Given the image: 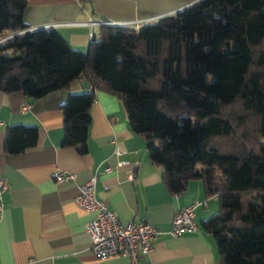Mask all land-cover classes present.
<instances>
[{"label":"trees","instance_id":"1","mask_svg":"<svg viewBox=\"0 0 264 264\" xmlns=\"http://www.w3.org/2000/svg\"><path fill=\"white\" fill-rule=\"evenodd\" d=\"M26 5L0 0V40L14 34L0 42V92L35 100L82 80L60 106L61 146L78 154L95 91L114 95L166 191L200 180L216 198L200 225L219 264H264V0H198L137 27L100 26L84 51L54 28L16 34ZM36 139L35 127L8 126L3 149Z\"/></svg>","mask_w":264,"mask_h":264},{"label":"crops","instance_id":"2","mask_svg":"<svg viewBox=\"0 0 264 264\" xmlns=\"http://www.w3.org/2000/svg\"><path fill=\"white\" fill-rule=\"evenodd\" d=\"M185 4L181 0H27L22 19L27 28L100 18L147 23ZM53 28L72 47L84 51L99 27ZM85 86L78 80L68 90L35 100L0 92V179L8 185L1 194L0 264H124L123 256L99 260L91 254L85 230L91 214L73 202L78 187L94 174L96 197L107 203L120 222L144 221L164 232L141 264H219L216 244L200 225L219 208L216 198L204 196L200 180L189 182L180 194L166 191L161 169L149 160L143 139L130 129L114 95L95 91L84 154L61 146L60 106L68 91L79 92ZM25 104L29 107L22 110ZM13 125L35 127V145L20 153L5 152L4 133ZM55 170L72 173L74 178L57 182L52 176ZM193 201L198 202L193 210L196 232L176 237L165 233L174 212Z\"/></svg>","mask_w":264,"mask_h":264},{"label":"built area","instance_id":"3","mask_svg":"<svg viewBox=\"0 0 264 264\" xmlns=\"http://www.w3.org/2000/svg\"><path fill=\"white\" fill-rule=\"evenodd\" d=\"M142 23L144 22H110L88 19L83 22L53 23L46 27L53 28L62 25L88 27L126 25L137 27ZM34 29L36 28H27L16 34ZM13 35L11 34L1 39L0 42ZM28 107L25 104L22 110H26ZM114 153L119 155L120 151L115 149ZM105 170L108 171L109 168ZM52 176L57 182L72 180L74 178V174L62 170H55ZM96 179L97 175L94 174L86 182L82 183L78 187V193L73 200L80 210L91 214V218L85 227L90 240L89 250L91 254L99 260L123 256L126 258L124 264H141L142 257L151 254L156 238L164 232L160 228L144 221L131 220L126 223L120 222L117 216L108 208L107 203L96 197ZM7 187L6 180L0 179V210L2 208L1 194L7 190ZM197 204L198 202L193 201L186 207L175 211L171 217L169 229L165 233L171 237H176L181 234L196 232L193 210Z\"/></svg>","mask_w":264,"mask_h":264},{"label":"water","instance_id":"4","mask_svg":"<svg viewBox=\"0 0 264 264\" xmlns=\"http://www.w3.org/2000/svg\"><path fill=\"white\" fill-rule=\"evenodd\" d=\"M196 1H198V0H192V2H196ZM192 2H189V3H187V4H185L183 7H185V6H187V5H189V4H192ZM182 7V8H183ZM100 20L101 21H105V20H103V18H100ZM93 40H95V34L94 33H92V36H91V40L90 41H93Z\"/></svg>","mask_w":264,"mask_h":264}]
</instances>
